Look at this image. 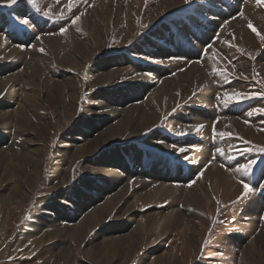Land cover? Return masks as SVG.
Here are the masks:
<instances>
[{"label": "rangeland", "instance_id": "1", "mask_svg": "<svg viewBox=\"0 0 264 264\" xmlns=\"http://www.w3.org/2000/svg\"><path fill=\"white\" fill-rule=\"evenodd\" d=\"M65 3L0 0V264H264V0Z\"/></svg>", "mask_w": 264, "mask_h": 264}, {"label": "snow or ice", "instance_id": "2", "mask_svg": "<svg viewBox=\"0 0 264 264\" xmlns=\"http://www.w3.org/2000/svg\"><path fill=\"white\" fill-rule=\"evenodd\" d=\"M60 0H57V3H59ZM186 3H190L191 0H185ZM257 4L259 5L261 3V0H256ZM17 3V0H8V6H11L13 4H16ZM29 3H31L34 7H37L38 8V4H37V0H29ZM81 3H85L87 4L88 3V0H67V3H65L63 5V9H66L67 12L65 13L63 10L61 11L60 13V18L61 19H65L67 20L71 14L73 13V9L78 7L79 4ZM51 14V9H49V11H46L43 13V15L45 16H48ZM85 13L84 12H80L78 15H75L74 17L71 18V24L72 25H77L80 21H81V17L84 15ZM239 16L241 18H245L244 17V13L243 11L239 12ZM235 18V17H234ZM23 24L25 25H28L29 24V20L27 18L23 19L21 21ZM142 27H147V25H141ZM248 27L252 29V31L256 32V35L259 37V39L261 40V42H264V35H261L259 32L256 31V29L252 26V23L251 21L248 22ZM79 30V29H77ZM68 31V28L67 27H62L61 28V33L62 34H66ZM217 39H219V36L217 35L216 37ZM235 37L233 36V39ZM224 44L226 45H229L230 47H237L236 45L234 44H231L230 41L228 40H224L222 41ZM209 49H212V54H211V59H213L214 61H218V57L221 55L220 53H218V51L213 47L212 44H208L207 47L203 50V54L205 56H208V50ZM239 51H244L243 49H238ZM41 51H43V49H41ZM249 55H251L249 53ZM226 59V58H225ZM229 63H231L229 61ZM224 71L227 72V68L225 67L224 68ZM229 75H235V73H228ZM246 78V77H245ZM251 98L250 96L246 95V94H243V93H240V92H235V93H229L228 91H224L222 93V96L221 95H217V99L221 101V103H223L224 105H230L232 103H238L240 102L241 100H246V99H249ZM255 111L257 113H264V109H260V108H257L255 109ZM249 115H252V113L250 112ZM204 127L203 124L201 125H198L196 127V130L199 131L200 129H202ZM213 132L216 133L217 136L223 138V137H229L232 135V133H228V132H216V129L215 127H213ZM181 134H185V133H181ZM171 147L175 148L176 146L175 145H172ZM179 152L181 153H184L186 152V149L185 148H179L178 149ZM221 151V154H223V151ZM260 152L264 153V147H261L259 149ZM185 159H187V157H185ZM256 164V161L255 160H251L249 163H246L244 165L241 166V169L242 171H244L246 174L247 173H250L252 171V168L253 166ZM201 175H203V173H201ZM243 183V181H241ZM193 183H195V181H193ZM244 189H245V193H247L248 191H250V187L248 184L244 183Z\"/></svg>", "mask_w": 264, "mask_h": 264}, {"label": "bare ground", "instance_id": "3", "mask_svg": "<svg viewBox=\"0 0 264 264\" xmlns=\"http://www.w3.org/2000/svg\"><path fill=\"white\" fill-rule=\"evenodd\" d=\"M247 18L249 19V15L247 16ZM245 19V18H239V19H237L236 21H235V23H234V28H235V33L234 34H238V36H239V38H238V42H241V43H244V42H248V41H251V38L250 37H248V34L246 33L247 32V30H246V32L244 33V34H242V36L241 35H239V33L238 32H240V31H243L244 32V24H245V22H247V21H245V20H248V19ZM199 71V72H203L202 71V69H201V67H199V66H197V65H193L192 66V71ZM170 82H168V83H163V86L161 87V89L158 91L159 93V95H161V94H163V92H166V91H171V87H170ZM55 87V86H54ZM166 93H168V92H166ZM145 113V112H144ZM153 114V113H152ZM141 115V114H140ZM154 115V114H153ZM149 116V115H148ZM154 117V116H153ZM156 118V117H155ZM155 118H152V116H151V118H149V121L151 122L152 121V119H155ZM157 119V118H156ZM155 119V120H156ZM139 120V119H138ZM140 121V120H139ZM142 123H144L145 125H146V121L144 122V120H142ZM140 124V123H139ZM144 125V126H145ZM148 125V124H147ZM150 125V124H149ZM141 126V125H140ZM120 128V127H119ZM146 128V127H145ZM123 130V129H122ZM71 167V166H70ZM58 168V171H57V169L55 170V174L56 173H58V174H56V175H59V176H61V175H63L64 173H65V168H64V165H61V166H58L57 167ZM65 169V170H64ZM107 169L108 168H105L103 171H105L106 173H108V174H110V172H108L107 171ZM110 169V168H109ZM140 175V174H139ZM67 183V181H62V186H64L65 184ZM128 186V185H127ZM127 186L126 187H124V188H122V190H120L118 193H117V195L116 196H114L113 197V199L111 200L112 202L115 200V201H117L118 203L123 199V194H125V192L127 191ZM196 189H198V187L196 188ZM195 191V190H194ZM195 193V192H194ZM191 194V197H192V200L193 199H197L198 198V196L196 195V197L195 198H193L194 197V194H193V192H191L190 193ZM143 196H146V194L145 195H143ZM22 199V198H21ZM111 201H109V200H107V202H105L106 204L101 208V210H103V211H105L106 210V208H107V206L108 205H110V203H111ZM180 217H182V215L180 216ZM179 217V218H180ZM97 218V210L96 209H94V210H91L90 211V213L88 214V217H87V220H85V223L89 220V219H93V220H95ZM176 218V217H175ZM180 220V219H179ZM164 218H163V220L159 223V227H162L163 225H164ZM85 223H83V224H85ZM166 223V222H165ZM82 224V225H83ZM82 225H80V227L82 226ZM59 227V226H58ZM81 229V228H80ZM139 230H140V228L139 227H137L136 228V231H138L139 232ZM73 231H75V230H73ZM54 232L55 233H57L58 232V229L57 228H54ZM76 235H79V234H81L82 233V230H77V231H75L74 232ZM130 239L131 240H133V239H135V233H133V235L132 234H130ZM158 258V257H157ZM162 259H163V257H161V258H159V260H158V262L160 263L161 261H162ZM166 259V258H165Z\"/></svg>", "mask_w": 264, "mask_h": 264}]
</instances>
